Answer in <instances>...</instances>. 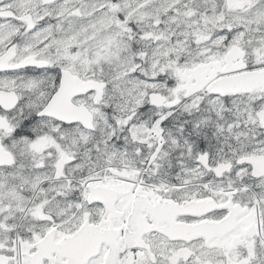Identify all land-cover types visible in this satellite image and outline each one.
Masks as SVG:
<instances>
[{"label":"snow or ice","instance_id":"6c2138e0","mask_svg":"<svg viewBox=\"0 0 264 264\" xmlns=\"http://www.w3.org/2000/svg\"><path fill=\"white\" fill-rule=\"evenodd\" d=\"M0 264H264V0H0Z\"/></svg>","mask_w":264,"mask_h":264}]
</instances>
